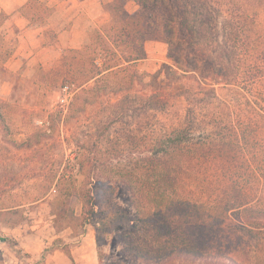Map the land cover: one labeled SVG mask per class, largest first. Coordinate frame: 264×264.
Here are the masks:
<instances>
[{
  "label": "trees",
  "instance_id": "trees-1",
  "mask_svg": "<svg viewBox=\"0 0 264 264\" xmlns=\"http://www.w3.org/2000/svg\"><path fill=\"white\" fill-rule=\"evenodd\" d=\"M263 2L110 0V20L90 30L80 48L64 50L53 69L71 95L68 117L96 105L112 108L107 116L124 125L112 152L125 163L117 178L128 190L130 215L155 238L176 234L178 242L162 253H134L146 264H250L253 238L264 236V25L255 11ZM207 3L226 12L220 39L211 33ZM48 11L37 0L22 7L39 20ZM158 38L168 45L169 63L147 80L137 63L144 43ZM126 109L130 122L123 121ZM78 156L83 172L88 163ZM102 167L96 159V190L84 182L79 189L84 226L101 221L110 198ZM120 240L127 242L123 232Z\"/></svg>",
  "mask_w": 264,
  "mask_h": 264
},
{
  "label": "rangeland",
  "instance_id": "rangeland-1",
  "mask_svg": "<svg viewBox=\"0 0 264 264\" xmlns=\"http://www.w3.org/2000/svg\"><path fill=\"white\" fill-rule=\"evenodd\" d=\"M27 1L0 0V264H146L134 253H162L178 240L176 234L155 238L130 215L128 190L117 178L125 163L112 152L124 125L107 116L112 108L96 105L75 108L68 117L71 95L53 71L64 50L80 48L90 30L110 20V0H37L49 9L42 20L22 14ZM125 8L132 13L138 7L127 1ZM206 9L215 17L211 33L220 39L226 12L209 3ZM255 11L264 25V2ZM144 50L137 68L149 80L169 63L168 45L147 40ZM123 118L130 122L131 112L124 110ZM78 154L88 163L83 172ZM96 159L105 169L103 195L110 198L101 221L95 217L84 226L79 189L84 182L96 190ZM253 239L250 264H264V236Z\"/></svg>",
  "mask_w": 264,
  "mask_h": 264
}]
</instances>
